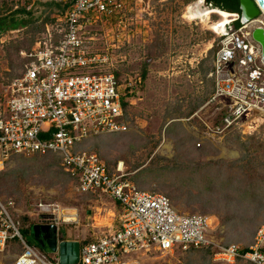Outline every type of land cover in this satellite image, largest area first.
<instances>
[{
    "label": "rangeland",
    "instance_id": "1",
    "mask_svg": "<svg viewBox=\"0 0 264 264\" xmlns=\"http://www.w3.org/2000/svg\"><path fill=\"white\" fill-rule=\"evenodd\" d=\"M47 1L0 0V17L17 19L0 34L3 106L8 86L24 72L23 53L61 40L63 19L56 17L57 12L51 11ZM195 5L209 13L207 22L186 17L189 8ZM222 13L205 0H131L127 31L107 19H94L86 24L84 38L89 50L114 57L111 67L100 70H116L122 81L130 79L134 96L128 109V132L89 139L81 150L99 156L112 172L123 165L129 175L138 167L150 165L155 155L164 158L153 160V171L138 187L167 196L179 213L210 216L213 219L210 236L215 247L235 244L248 248L254 245L257 232L264 228L262 188H255L256 193L263 194L255 200L245 188L249 178L260 185V175H264V116L255 113L241 123L240 130L236 129L255 137L249 146L253 161L247 171L226 165L238 161L244 153L230 141L232 137L207 136L203 124L213 125L220 117L219 107L209 103L212 85L204 79V71L211 69L220 37L235 30L237 19L229 13V22L217 32L213 26L223 19ZM257 19L264 22L261 15ZM148 62L147 79L141 82L142 66ZM258 63L262 64L260 59ZM198 105L201 106L197 108ZM172 121L182 126L167 134L166 128ZM187 134L196 140L188 141ZM53 160L49 156L16 155L0 172V201L21 223L22 217L28 216L20 228L21 234L28 246L47 261H54V257L35 238L33 225L38 217L33 205L46 202L63 210H75L76 222L64 225L81 242L107 232L109 223H118L110 198L77 193L60 161L51 165ZM218 161L223 164H216ZM208 162L213 163L204 166ZM168 165H175L176 169L162 170ZM20 251L21 247L17 251L7 247L0 255V264H14L12 255ZM141 259L142 264H227L215 263L213 258L208 263L201 252L188 254L180 250L164 254L151 251Z\"/></svg>",
    "mask_w": 264,
    "mask_h": 264
},
{
    "label": "built area",
    "instance_id": "2",
    "mask_svg": "<svg viewBox=\"0 0 264 264\" xmlns=\"http://www.w3.org/2000/svg\"><path fill=\"white\" fill-rule=\"evenodd\" d=\"M60 2L68 5L63 15H56L63 19L61 40L23 53L24 72L10 83L5 105L0 104V172L13 156L53 154L79 194L106 195L121 204L120 229L84 245L78 264H142L137 256L151 251L187 252L213 245L210 216L179 213L167 196L127 181L123 165L112 172L96 154L76 151L87 139L130 129L122 97L133 90L132 81H122L112 69L100 70L111 67L114 57L89 50L84 26L94 19H107L127 31L131 0ZM251 25L264 29V22L255 19L219 39L207 78L214 89L209 103L219 107L221 117L213 125L203 122L207 136H225L230 130H240L253 114L264 116V63ZM33 208L39 220L52 217L51 225L57 229L64 222V210L57 204L39 202ZM21 226L0 201V254L9 241L19 240L23 252L14 264H59L28 246ZM213 261L264 264V228L251 247L219 246Z\"/></svg>",
    "mask_w": 264,
    "mask_h": 264
},
{
    "label": "trees",
    "instance_id": "3",
    "mask_svg": "<svg viewBox=\"0 0 264 264\" xmlns=\"http://www.w3.org/2000/svg\"><path fill=\"white\" fill-rule=\"evenodd\" d=\"M205 2H206V4L212 6L213 8H216V9L222 11V12H227L228 14L229 13L238 14V15L241 14L240 0H205ZM46 3H47L48 6L51 7V11L53 13L57 12L56 14H58V15H63L65 13V11L67 10V8H68V5H65V4L61 3L60 0H48ZM55 9H57V11H55ZM22 12H26V11H22ZM16 21H17V19H14V18L8 19L7 17H5V18L4 17H0V34H2L3 30H5V28H6V26L8 24L12 25ZM241 26H242V24H241L240 20H237V21L234 22L235 29H239ZM57 42L58 41H55L54 43L56 44ZM148 67H149V62L148 63H144L143 66H142L141 75H140L141 82H144L147 79ZM211 69H212V67H211ZM211 69H209L207 71L206 70L204 71V73H205L204 79L206 81H210L211 85H213V81L211 79L207 78V75H208V73L210 72ZM116 76L119 79H121L118 73H116ZM213 91H214V89L211 92L213 93ZM133 96H134V91L132 90V91H126V93L122 97V105H123V109H124V113H125V118L128 121H129L128 109H129V107L131 105V100H132ZM200 106L201 105H198L197 108H199ZM192 114H190L189 116H191ZM220 117H221V115H220ZM220 117H219V119L217 121H215V123H219L220 122ZM181 126H182V124L180 122L172 121L167 126L166 133L169 134L170 132H173V130L176 127H181ZM109 135H112V134H109ZM225 136L232 137L230 141L235 142L240 147V149L244 152L242 154L241 158L238 161H236L234 163L226 164V165L228 167H230V168H238L240 170H246L247 171V168L249 167V164L253 161V155L251 153H248L249 146L255 140V137L243 135L242 133H240L236 129L228 131L225 134ZM93 138L98 139V138H101V136L93 137ZM93 138H90V139H93ZM88 140L89 139L85 140L82 144L78 145L77 148H76V151L81 150L82 145ZM187 140L191 142V141H195L196 138L192 134H187ZM36 156L38 157V156H41V155L36 154ZM48 156L49 157H53V159H54L53 163H51V165H54L55 163L57 164L60 161V159L57 156L53 155V154H48V155H45L43 157H48ZM155 159L164 160V158H162V157H160L158 155H155L154 158H152V160L150 161V165H147L144 168H142V167L136 168L134 170L135 173L132 174V175L131 174L129 175L128 173H125V175H126L125 179L127 181H130L131 183H133L137 187H138V185H142L144 183V181H145V178L153 171L152 162ZM212 163L213 162H208L204 166L211 165ZM216 164H218V165L219 164H223V162L218 161ZM46 166H48V165H46ZM175 169H176L175 165H172V166L168 165V166H165V167L162 168V170H175ZM109 170H110V168H109ZM260 176H261L260 185L257 184V182H254L251 178H249L248 182H246V186H245V188L247 190L246 193L248 195H250L252 197L251 199H253V200H255L258 196L262 197L261 195L264 194V175H260ZM256 187L262 188L263 194L262 193H256L255 192V188ZM26 219H27V217H24L22 219V221H23L22 225L24 224V221H26ZM225 246H227V245H225ZM217 251H218V247H215L214 245H211V246H208V247H205V248H199V249H194L193 248V249H190L188 251V254H192L194 252H201V253H203L204 261L205 262L207 261L208 263H211V260H212L211 258H213L214 254ZM239 262H241V261H239ZM181 264H185V263H181ZM188 264H190V263H188Z\"/></svg>",
    "mask_w": 264,
    "mask_h": 264
},
{
    "label": "water",
    "instance_id": "4",
    "mask_svg": "<svg viewBox=\"0 0 264 264\" xmlns=\"http://www.w3.org/2000/svg\"><path fill=\"white\" fill-rule=\"evenodd\" d=\"M240 10L241 24H248L260 15L264 17V0H240ZM252 39L259 45L264 63V29L260 27L253 29ZM51 219L50 216H43L39 223L33 225L35 238L41 237L48 249L53 254H58L59 264H78L80 261V244L77 242H60L58 229L51 225Z\"/></svg>",
    "mask_w": 264,
    "mask_h": 264
},
{
    "label": "crops",
    "instance_id": "5",
    "mask_svg": "<svg viewBox=\"0 0 264 264\" xmlns=\"http://www.w3.org/2000/svg\"><path fill=\"white\" fill-rule=\"evenodd\" d=\"M213 70V63H212V69L210 70V72ZM113 72L115 73V75H116V70H113ZM209 72V73H210ZM208 73V74H209ZM212 90H213V85H212ZM77 192V191H76ZM78 193V192H77ZM83 195H85V196H90V197H96V198H104V197H107V198H110L109 196H106V195H103V197H101V195H87V194H83ZM111 200H112V202H113V205L115 206V210L113 211V215H117L118 216V218H117V222L118 223H116V224H114V223H109V230L107 231V232H105V233H102V234H108V233H113V232H115V231H117V230H119L120 229V214H121V211H122V207H121V204L119 203V202H117V201H115L114 199H112V198H110ZM24 217H27L28 218V216H24ZM24 217H22V219L24 218ZM67 220V216L66 215H64V222L59 226V229H58V232H59V236H60V239H59V241L60 242H62V241H67V242H77V243H79L80 244V249L84 246V245H86V244H88V243H91V242H93V241H95L99 236H101L102 234H99V235H96V237H94L92 240H90V241H84V242H81V241H79L78 239H76L75 237H74V235L72 234V232L70 231V229H69V231L66 229L67 227L64 225V224H69L68 223V221H66ZM76 220H77V215H76ZM76 220H75V222H76ZM66 221V222H65ZM40 222V220L39 219H37V222H35L34 223V225L35 224H37V223H39ZM71 222H73V221H71ZM111 224V225H110ZM64 235V236H63ZM14 241H17V243L16 244H10V243H8V245H7V247L9 248V249H12L13 251H17L18 250V248L19 247H21L22 248V251H20V252H18L17 254H13L12 255V257H13V261L15 262V259L23 252V246H22V243L21 242H19L18 240H14ZM27 244V243H26ZM28 245V244H27ZM40 246V245H39ZM41 247V246H40ZM45 251H48V252H51L49 249H48V247L46 246V244H45ZM52 253V252H51ZM1 255V254H0ZM52 256L54 257V261H58V254H53L52 253ZM141 257H144V256H137V258H140L141 259ZM133 259L134 258H136L135 256H133L132 257ZM142 260V259H141ZM241 262H243V261H241ZM245 263V262H244ZM247 264V263H246Z\"/></svg>",
    "mask_w": 264,
    "mask_h": 264
},
{
    "label": "bare ground",
    "instance_id": "6",
    "mask_svg": "<svg viewBox=\"0 0 264 264\" xmlns=\"http://www.w3.org/2000/svg\"><path fill=\"white\" fill-rule=\"evenodd\" d=\"M220 12H222V11H220ZM221 16L223 17V19L220 22L214 24V26H213L214 30H216L217 32L222 31L223 26L229 22V17L231 15L228 14L227 12H223L221 14ZM186 17L192 21L201 20L202 22H207L208 18H209V13L199 10L198 5H195L192 8L191 7L189 8ZM63 214L67 216L66 221H75L76 220V211L75 210L66 209V210H64Z\"/></svg>",
    "mask_w": 264,
    "mask_h": 264
},
{
    "label": "flooded vegetation",
    "instance_id": "7",
    "mask_svg": "<svg viewBox=\"0 0 264 264\" xmlns=\"http://www.w3.org/2000/svg\"><path fill=\"white\" fill-rule=\"evenodd\" d=\"M241 15V14H240ZM240 15H238V14H234V16H236V20L235 21H237V20H240ZM256 28H258L256 25H251V29H256ZM37 242H38V244L41 246V243L43 244V246L41 247L43 250H45L46 248H45V242L42 240V238L41 237H39L38 239H37Z\"/></svg>",
    "mask_w": 264,
    "mask_h": 264
}]
</instances>
